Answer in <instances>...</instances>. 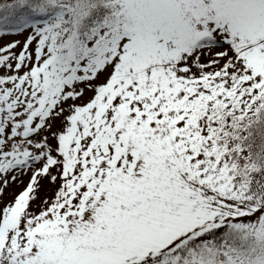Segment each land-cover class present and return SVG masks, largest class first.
<instances>
[{"label": "snow or ice", "instance_id": "obj_1", "mask_svg": "<svg viewBox=\"0 0 264 264\" xmlns=\"http://www.w3.org/2000/svg\"><path fill=\"white\" fill-rule=\"evenodd\" d=\"M0 264H264V0H0Z\"/></svg>", "mask_w": 264, "mask_h": 264}]
</instances>
